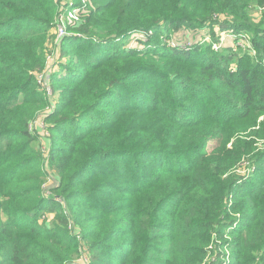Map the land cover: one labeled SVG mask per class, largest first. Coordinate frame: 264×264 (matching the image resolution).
Returning <instances> with one entry per match:
<instances>
[{
	"label": "trees",
	"instance_id": "trees-1",
	"mask_svg": "<svg viewBox=\"0 0 264 264\" xmlns=\"http://www.w3.org/2000/svg\"><path fill=\"white\" fill-rule=\"evenodd\" d=\"M71 1L45 118L73 131L48 185L28 127L61 0H0V264H264V59L232 68L207 43L162 51L149 33L250 30L256 46L264 0ZM132 31L147 46L116 43Z\"/></svg>",
	"mask_w": 264,
	"mask_h": 264
},
{
	"label": "rangeland",
	"instance_id": "rangeland-1",
	"mask_svg": "<svg viewBox=\"0 0 264 264\" xmlns=\"http://www.w3.org/2000/svg\"><path fill=\"white\" fill-rule=\"evenodd\" d=\"M65 1L72 2L71 0H61V3L59 4V13L55 18L62 24L66 22L68 17H71V13L73 14L75 13V11L77 13L78 11L77 8H71L65 5ZM82 1L83 3H86V0ZM101 1L102 0H97V2ZM251 8L252 10L250 13V22L253 24L254 29L261 31V33L264 34V5L254 4ZM161 29V32L156 30L149 31V33H151L152 35L150 39L155 40V42H152L150 44V47H165L162 51L168 50L169 47H172L171 49L184 48L186 50H190L194 47L198 48L199 45L203 46V44L207 43L215 52H220L224 56L232 55L233 61L229 64V66L232 68H235V63L239 60L240 57L242 58L243 55H248L250 59L255 60L261 53V57L262 59H264V39L261 38L260 43L255 46L254 44H252L253 33L250 30L241 33H234L231 32V30L219 31V27L216 26L214 27L216 33L212 35L211 30L209 29L197 31L182 26H180L181 30L179 31L170 30L169 28ZM165 32H169V35L164 36ZM50 34L52 35V38L50 42L45 46L44 50L46 66L44 70L36 74L37 81L40 85V90L42 91L47 102L46 106L40 112L38 117L34 121H32V133L36 137L35 141L32 144V147L37 149L38 153L42 155V167L46 171H48L49 175L46 181L48 185L53 184L52 176L55 175L54 168L48 165L49 153L52 151L54 146H57L58 142L56 141H63L68 138L67 135L62 134L63 131L66 130V134H69L73 131V127L68 126L70 124H64L60 128L61 131H56L52 129L51 120L45 118L50 115L53 109L59 104V101L63 97L60 89L65 86L64 82L53 80L51 79V77L53 78L54 75L63 77L67 74L66 70L62 67V64L68 63L73 53V50H71L67 45L63 50V52H66V55L61 56L60 53L62 52L61 49L63 43L59 41L61 38L59 40H56V28H52ZM64 37H62V39ZM148 39L149 38L146 37L145 33L132 31L126 36L118 38L116 40V43L121 46L122 49L126 47L142 48L144 46H147L146 43ZM53 43H55L56 45H54ZM255 50H258L259 53ZM55 86H57V88ZM104 110L106 111V109ZM93 115L96 119H98L97 110L93 111ZM104 115L106 116L107 113H105ZM110 115L111 114H108V116ZM263 118L264 114L259 117V120H262ZM261 142L264 141L262 140ZM245 171L246 169L242 168L241 172L244 173ZM46 219L47 221H50L52 217L50 215H46ZM39 220L40 222H42L43 218H40ZM209 258H206L205 261L207 262ZM223 259L224 261L229 260L228 255L225 254V257L222 258V261ZM86 261V257L84 256L80 257V259H77L75 263H85Z\"/></svg>",
	"mask_w": 264,
	"mask_h": 264
},
{
	"label": "built area",
	"instance_id": "built-area-1",
	"mask_svg": "<svg viewBox=\"0 0 264 264\" xmlns=\"http://www.w3.org/2000/svg\"><path fill=\"white\" fill-rule=\"evenodd\" d=\"M70 19H75V20H77L78 19V17H77V13H76V11H75V13H71L70 14ZM56 33H57V38H56V40H59L60 38H62V37H64L65 36V27H64V23L62 24L60 21L56 24ZM32 123L33 122H31V124H29V127H28V129L30 130V131H33L32 130Z\"/></svg>",
	"mask_w": 264,
	"mask_h": 264
}]
</instances>
